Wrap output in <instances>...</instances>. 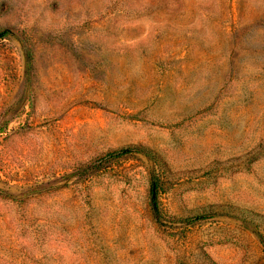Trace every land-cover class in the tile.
Listing matches in <instances>:
<instances>
[{"label": "rangeland", "instance_id": "374dc122", "mask_svg": "<svg viewBox=\"0 0 264 264\" xmlns=\"http://www.w3.org/2000/svg\"><path fill=\"white\" fill-rule=\"evenodd\" d=\"M263 243L264 0H0V264Z\"/></svg>", "mask_w": 264, "mask_h": 264}, {"label": "trees", "instance_id": "16d2710c", "mask_svg": "<svg viewBox=\"0 0 264 264\" xmlns=\"http://www.w3.org/2000/svg\"><path fill=\"white\" fill-rule=\"evenodd\" d=\"M138 151V149H134V148H124L122 150L119 151H115L112 153H109L104 160H115V159H119L121 157H124L128 154H131L133 152ZM140 151V150H139ZM145 152V150L143 151ZM158 182L154 179L153 183H152V188H151V201L153 204V208L156 214H160L159 213V207H158V196H159V187H158ZM203 217H197L195 219H201ZM264 245V243H263Z\"/></svg>", "mask_w": 264, "mask_h": 264}]
</instances>
